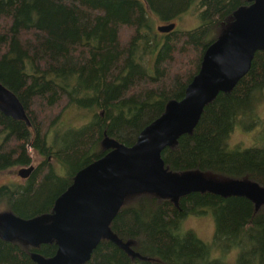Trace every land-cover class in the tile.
I'll return each mask as SVG.
<instances>
[{
    "label": "trees",
    "instance_id": "16d2710c",
    "mask_svg": "<svg viewBox=\"0 0 264 264\" xmlns=\"http://www.w3.org/2000/svg\"><path fill=\"white\" fill-rule=\"evenodd\" d=\"M252 1L0 0V64L12 63L7 79L18 81L26 110L44 129V145L57 156L65 126L56 124L57 118L69 108H83L80 101H87L88 112L100 109L105 124L127 102L152 120L164 111L163 100L181 98L206 47L242 19ZM188 10L197 13L198 26L153 34L151 20L171 22ZM147 38L152 40L148 70L129 74ZM20 51L26 56H17ZM263 100L264 49L256 47L247 72L232 88L215 92L194 128L162 150L164 168L176 175L199 173L263 186L264 129L262 145L229 143L237 126L256 127L262 117L255 104ZM11 118L0 116V161L23 151L24 121ZM127 127L128 135L134 127ZM95 138H89L90 146ZM52 170L46 167L42 179ZM205 208L214 217L211 242L182 228L187 214ZM107 230L83 264H228L212 256V249L223 254L234 247L236 264H264V201L245 192L191 190L174 199L127 190ZM3 244L0 264H37L21 246Z\"/></svg>",
    "mask_w": 264,
    "mask_h": 264
},
{
    "label": "water",
    "instance_id": "95a60500",
    "mask_svg": "<svg viewBox=\"0 0 264 264\" xmlns=\"http://www.w3.org/2000/svg\"><path fill=\"white\" fill-rule=\"evenodd\" d=\"M156 28L167 32L175 28V21L157 24ZM256 47L264 49V0H253L245 16L206 47L201 66L184 95L170 100L162 113L142 127L133 147L117 144L77 171L70 187L55 199L50 221L4 213L0 229L7 236L20 230L31 244L56 239L51 256L32 253L39 264H83L102 235L108 234L127 190L156 191L176 199L191 190L208 189L222 194L245 192L264 201V187L257 182H223L191 172L176 175L164 168L161 156L179 135L194 128L205 102L215 92L232 88L247 72ZM0 112L29 124L24 104L1 81ZM33 168L32 164L21 166L17 174L27 177Z\"/></svg>",
    "mask_w": 264,
    "mask_h": 264
},
{
    "label": "rangeland",
    "instance_id": "374dc122",
    "mask_svg": "<svg viewBox=\"0 0 264 264\" xmlns=\"http://www.w3.org/2000/svg\"><path fill=\"white\" fill-rule=\"evenodd\" d=\"M173 21H175V28L190 29L199 25L200 18L196 12L188 10L175 17ZM159 23L161 20L158 18L151 20L152 32L157 37L161 33L156 28ZM151 41V38H147L142 42L139 47L137 62L130 68L129 74L148 70L151 57L147 51ZM22 54L20 51L16 55L26 56L24 54L22 56ZM12 67L9 59L0 64V81L14 91L24 104L18 81L15 77L11 78V81L7 79L8 75L11 74ZM59 74L65 75L67 73ZM84 90L88 91L90 87L86 86ZM86 102V100L80 101L79 104L83 108H69L57 118L58 120L56 119V124L65 123V126L55 148L58 156L57 159H53L54 166L42 162L48 148L44 145L46 137L41 124L31 115H29V124L23 122L26 129L22 136L23 151L18 156L7 157L0 161V218L4 213H9L20 218L33 219L43 223L50 221L55 211V199L70 187L80 168L117 144L121 143L128 148L133 147L137 142L139 131L151 121V119L143 118V113L132 102H127L122 111L117 112L110 122L104 124L100 121L99 111L101 110L95 109L88 112V108H85L86 105H83ZM167 105L168 101L163 100L160 108L165 110ZM255 108L262 119L257 121L256 127L251 126L249 129L237 126L230 134V145L263 144L264 100L258 101ZM27 112L29 114V111ZM1 115L4 114L0 112ZM11 119L13 120V118ZM12 122L10 121V124ZM261 122L263 125L260 124ZM126 126L128 129L134 127V131L128 135L124 134L123 131H125L124 127ZM95 132H98L97 137ZM89 138H95L92 146L89 145ZM30 164L34 166L32 172L27 177H20L16 172L17 169ZM49 166L52 167L53 171L43 180L41 174L46 170V167L50 168ZM182 228L192 229L203 241L211 242L214 234V217L211 209L205 208L202 212L187 214L182 220ZM1 243H4L5 246L9 243L14 247L21 246L27 252L44 258L51 256L57 247L56 239L40 244H31L20 230L7 236L0 229V246ZM211 254L212 256H222L228 264H236L237 248L235 247L223 254L218 248H213Z\"/></svg>",
    "mask_w": 264,
    "mask_h": 264
},
{
    "label": "flooded vegetation",
    "instance_id": "af4514ba",
    "mask_svg": "<svg viewBox=\"0 0 264 264\" xmlns=\"http://www.w3.org/2000/svg\"><path fill=\"white\" fill-rule=\"evenodd\" d=\"M46 137V136H45ZM46 141V138H45V140H44V142ZM46 147L48 148L46 151V153H45V156H44V160L42 161V162H44L45 164L46 163H49V164H51V166H54V160L53 159H57V156L55 155H53L52 153H50V146H48V145H46ZM34 169V168H33ZM53 171V170H52ZM17 172V171H16ZM21 177V176H20ZM261 188L262 187H264V184H263V186H260ZM256 196V195H255ZM115 217V216H114ZM113 220V219H112ZM32 256V255H31ZM33 257V256H32Z\"/></svg>",
    "mask_w": 264,
    "mask_h": 264
}]
</instances>
